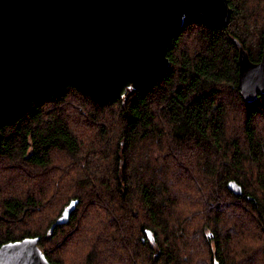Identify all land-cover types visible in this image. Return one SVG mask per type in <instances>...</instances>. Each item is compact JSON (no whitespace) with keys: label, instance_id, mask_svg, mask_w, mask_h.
Returning a JSON list of instances; mask_svg holds the SVG:
<instances>
[{"label":"trees","instance_id":"1","mask_svg":"<svg viewBox=\"0 0 264 264\" xmlns=\"http://www.w3.org/2000/svg\"><path fill=\"white\" fill-rule=\"evenodd\" d=\"M229 4L226 27L176 32L155 84L105 101L66 84L1 128L0 246L40 236L53 264H264V95L238 86V43L262 57L264 0Z\"/></svg>","mask_w":264,"mask_h":264},{"label":"water","instance_id":"2","mask_svg":"<svg viewBox=\"0 0 264 264\" xmlns=\"http://www.w3.org/2000/svg\"><path fill=\"white\" fill-rule=\"evenodd\" d=\"M231 14L229 0H0V147L1 128L41 95L71 84L95 101L123 98L165 76L168 48L184 24L223 28ZM238 45V86L252 103L264 95V44L258 62ZM229 189L242 194L235 181ZM77 202L51 229L69 219ZM40 238L2 244L0 264H53Z\"/></svg>","mask_w":264,"mask_h":264},{"label":"rangeland","instance_id":"3","mask_svg":"<svg viewBox=\"0 0 264 264\" xmlns=\"http://www.w3.org/2000/svg\"><path fill=\"white\" fill-rule=\"evenodd\" d=\"M72 113L73 112L71 111V114ZM5 170H8V169L5 167L0 168V175H2L5 172ZM10 171H11V174L18 172L17 169H14V168L9 169L8 172ZM35 174L36 172L34 170H30L29 173H27V175H30V176H34ZM39 246L41 247L40 243H39Z\"/></svg>","mask_w":264,"mask_h":264}]
</instances>
